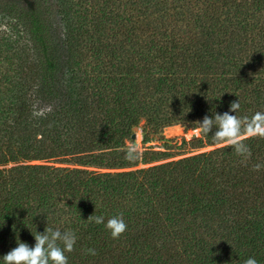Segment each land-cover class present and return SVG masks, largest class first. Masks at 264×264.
<instances>
[{
  "label": "trees",
  "instance_id": "16d2710c",
  "mask_svg": "<svg viewBox=\"0 0 264 264\" xmlns=\"http://www.w3.org/2000/svg\"><path fill=\"white\" fill-rule=\"evenodd\" d=\"M237 100L264 112V0H0V264L45 227L68 264H264V138L162 134Z\"/></svg>",
  "mask_w": 264,
  "mask_h": 264
},
{
  "label": "clouds",
  "instance_id": "9594fccd",
  "mask_svg": "<svg viewBox=\"0 0 264 264\" xmlns=\"http://www.w3.org/2000/svg\"><path fill=\"white\" fill-rule=\"evenodd\" d=\"M239 109V100L231 102L229 111L222 114L214 113L212 117L206 115L197 124L201 134L207 136L211 133L213 142L218 147L233 148L237 155L249 156L250 150L244 141L256 137L264 138V112L257 111L251 117L243 118L236 114H229L230 112L236 113ZM33 115L43 116L44 113L37 111ZM134 153L135 146L129 145L127 157L134 158ZM260 167L261 165L257 164L254 170L258 171ZM87 219L94 220L96 224H104L105 230L112 239H119L127 230L122 214L113 216L106 222L103 216L92 217L90 215ZM34 239L35 244L31 247L19 241L16 247L3 256L4 264H68V257L65 253L74 250L77 237L71 231L45 227L42 233L37 232L34 235ZM87 252L92 255L96 254L94 249H88ZM244 264H257V261L249 257Z\"/></svg>",
  "mask_w": 264,
  "mask_h": 264
},
{
  "label": "rangeland",
  "instance_id": "374dc122",
  "mask_svg": "<svg viewBox=\"0 0 264 264\" xmlns=\"http://www.w3.org/2000/svg\"><path fill=\"white\" fill-rule=\"evenodd\" d=\"M134 142L132 145L135 146V149H138V150H142L143 147H142V143H141V138H142V135H141V132H140V129L139 128H136L134 130ZM165 138H168V139H172L170 142H168V144H172V145H175V146H178V144L181 143V138L184 137L185 139H189L192 135H198L199 134V130L198 129H195V130H187L186 132L184 131V128L182 125L180 124H172V125H168L166 126L164 129H163V133ZM149 144H156L155 145V149H158L160 148L159 147V142H155V141H152V142H149L146 145H149ZM217 145L214 144V145H209V146H206V147H203V148H200L198 150H194V151H184L183 153L181 154H178L176 156H174L173 158H178V157H182V156H185V155H188L190 153H193V152H196V151H203V150H207V149H210V148H214L216 147ZM180 149V148H178ZM178 149H175L176 151H178ZM186 150V149H185Z\"/></svg>",
  "mask_w": 264,
  "mask_h": 264
},
{
  "label": "water",
  "instance_id": "95a60500",
  "mask_svg": "<svg viewBox=\"0 0 264 264\" xmlns=\"http://www.w3.org/2000/svg\"><path fill=\"white\" fill-rule=\"evenodd\" d=\"M133 137L135 136V134L132 135Z\"/></svg>",
  "mask_w": 264,
  "mask_h": 264
}]
</instances>
